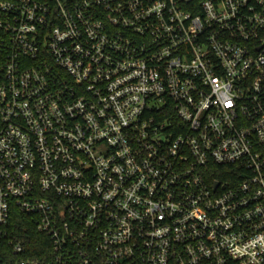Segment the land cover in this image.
I'll use <instances>...</instances> for the list:
<instances>
[{
	"label": "built area",
	"instance_id": "built-area-1",
	"mask_svg": "<svg viewBox=\"0 0 264 264\" xmlns=\"http://www.w3.org/2000/svg\"><path fill=\"white\" fill-rule=\"evenodd\" d=\"M0 264H264V0H0Z\"/></svg>",
	"mask_w": 264,
	"mask_h": 264
},
{
	"label": "trees",
	"instance_id": "trees-1",
	"mask_svg": "<svg viewBox=\"0 0 264 264\" xmlns=\"http://www.w3.org/2000/svg\"><path fill=\"white\" fill-rule=\"evenodd\" d=\"M13 220L17 223L14 225V228L19 235V239L22 240V242L32 251L41 250L42 246L48 242L43 235L36 232L34 227L27 222L26 217L18 215L15 216ZM36 257L37 256H31L30 258Z\"/></svg>",
	"mask_w": 264,
	"mask_h": 264
}]
</instances>
